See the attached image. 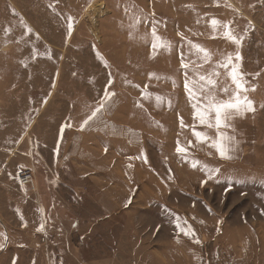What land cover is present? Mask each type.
I'll list each match as a JSON object with an SVG mask.
<instances>
[{
	"label": "rangeland",
	"instance_id": "rangeland-1",
	"mask_svg": "<svg viewBox=\"0 0 264 264\" xmlns=\"http://www.w3.org/2000/svg\"><path fill=\"white\" fill-rule=\"evenodd\" d=\"M0 264H264V0H0Z\"/></svg>",
	"mask_w": 264,
	"mask_h": 264
},
{
	"label": "snow or ice",
	"instance_id": "snow-or-ice-1",
	"mask_svg": "<svg viewBox=\"0 0 264 264\" xmlns=\"http://www.w3.org/2000/svg\"><path fill=\"white\" fill-rule=\"evenodd\" d=\"M218 24V21L213 19L211 21V25L213 26V30H215V26ZM69 31H71L72 24L69 22L68 24ZM225 28H227V25H225ZM153 50H155L158 46L160 47H167L168 45L166 42H161L159 45L156 41L159 40V38L155 34V30H153ZM224 37L228 40H231L234 43H239V41L234 37L230 31L224 32ZM199 48V46H195ZM205 55V58H208L207 50L200 49ZM240 57L237 54L236 59L238 60ZM231 56L227 58V63L223 65V67L227 68L228 64L231 63ZM181 66L185 69H187L188 65L181 61ZM238 66L234 65L232 67V71L230 72V78L232 82L236 85V91L231 95L229 100L227 101H216L214 97H206L207 103L203 105V107H198V105L193 104V108L196 109L193 113L194 119H198L199 123L207 128H215L217 135L215 139L211 140V143L209 144V147L214 148L218 155L221 158H230L228 156V147L225 143L227 139H229L222 131V128H228L231 125L228 123V121L232 118L234 114H242L243 111L252 110L251 101L247 99V97L241 98L240 92L247 91V89L244 88L240 76L242 74L238 73L237 71ZM218 75V73H217ZM201 81H206L208 85L215 86V81L209 76V77H200ZM185 90L189 92L190 99H195V93L189 89V84L185 83ZM223 92L227 93L228 89L225 88L222 90ZM109 95L106 93V96ZM104 107V104L102 103L100 108H97L95 111L92 112L90 116L87 117L84 123H87L88 121L92 120L98 112L101 110V108ZM181 125H183V121H181ZM193 135L196 137L197 143H200L204 140H209L210 138L207 136V133L196 131L195 127L193 128ZM192 142L189 141V145L191 146ZM176 152L178 154H186L187 149L180 145V142L177 141V147ZM195 166V165H193ZM190 229L184 230L185 235L190 234Z\"/></svg>",
	"mask_w": 264,
	"mask_h": 264
},
{
	"label": "built area",
	"instance_id": "built-area-1",
	"mask_svg": "<svg viewBox=\"0 0 264 264\" xmlns=\"http://www.w3.org/2000/svg\"><path fill=\"white\" fill-rule=\"evenodd\" d=\"M32 176H30V173L28 170H20L19 173H18V178H19V181L21 184H26L28 183L29 179L31 178ZM32 180V179H31Z\"/></svg>",
	"mask_w": 264,
	"mask_h": 264
},
{
	"label": "bare ground",
	"instance_id": "bare-ground-1",
	"mask_svg": "<svg viewBox=\"0 0 264 264\" xmlns=\"http://www.w3.org/2000/svg\"><path fill=\"white\" fill-rule=\"evenodd\" d=\"M48 72H49V71H48ZM50 72H51V71H50ZM38 81H39V80H38ZM36 82H37V81H36ZM31 182H32V184H33V187H34V179H32V181H31Z\"/></svg>",
	"mask_w": 264,
	"mask_h": 264
}]
</instances>
